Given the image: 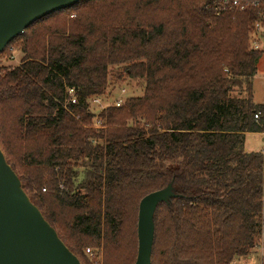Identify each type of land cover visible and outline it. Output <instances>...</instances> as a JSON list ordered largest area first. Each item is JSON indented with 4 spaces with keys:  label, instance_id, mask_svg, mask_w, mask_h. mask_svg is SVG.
Masks as SVG:
<instances>
[{
    "label": "trees",
    "instance_id": "16d2710c",
    "mask_svg": "<svg viewBox=\"0 0 264 264\" xmlns=\"http://www.w3.org/2000/svg\"><path fill=\"white\" fill-rule=\"evenodd\" d=\"M247 2L219 13L218 0H80L0 54V146L83 264H135L140 201L170 183L152 264H235L264 243V151L245 147L264 131V53L251 45L264 0ZM14 50L20 63L2 64ZM114 68L142 94L96 127Z\"/></svg>",
    "mask_w": 264,
    "mask_h": 264
},
{
    "label": "water",
    "instance_id": "95a60500",
    "mask_svg": "<svg viewBox=\"0 0 264 264\" xmlns=\"http://www.w3.org/2000/svg\"><path fill=\"white\" fill-rule=\"evenodd\" d=\"M80 0H0V54L35 21ZM173 184L144 196L135 264H152L155 212L177 197ZM0 264H83L25 191L0 146Z\"/></svg>",
    "mask_w": 264,
    "mask_h": 264
},
{
    "label": "rangeland",
    "instance_id": "374dc122",
    "mask_svg": "<svg viewBox=\"0 0 264 264\" xmlns=\"http://www.w3.org/2000/svg\"><path fill=\"white\" fill-rule=\"evenodd\" d=\"M8 46V45H7ZM13 47V46H12ZM6 49V48H5ZM4 51V50H3ZM1 60L4 65H17L20 63L22 58V53L19 51H13V54L10 58H7L6 55ZM118 68H114L113 75L110 81V87L105 94V97L102 99L109 100L108 102H113L120 97H126L128 95H139L142 94V88L135 80L125 77L123 80H119L116 75H118ZM253 91H254V103L256 105L264 106V56L261 58L258 66V73L255 76L253 82ZM97 107V106H96ZM96 126V124H95ZM97 127V126H96ZM263 135L258 132H250L246 135V144L245 147L249 152L260 151L263 149ZM263 241L261 240L260 245L247 257H243L238 260L235 264H264V248ZM90 250V253L88 252ZM93 250L88 248L85 250V254L90 258L95 256ZM138 254V253H137ZM137 259V258H136ZM81 260V259H80Z\"/></svg>",
    "mask_w": 264,
    "mask_h": 264
},
{
    "label": "built area",
    "instance_id": "2783aa9c",
    "mask_svg": "<svg viewBox=\"0 0 264 264\" xmlns=\"http://www.w3.org/2000/svg\"><path fill=\"white\" fill-rule=\"evenodd\" d=\"M248 5L247 0H218V3L216 4V10L220 13L221 11L224 10H229V9H236L243 11L246 9ZM251 45L254 50L261 51L264 53V21L256 23L254 27V31L252 34L251 38ZM69 94L74 95V89H69ZM125 100V97H120L119 99L115 100L114 102H108L104 101L101 97L95 98L93 100V103L98 106V111H97V117L95 124L97 127L101 125V121L99 120V113L102 111L104 108L108 107L111 104H115L116 106H121ZM72 102L75 103L76 99L73 98ZM260 117V112L255 115V118ZM263 135V142H264V131L261 133ZM264 151V145L263 149ZM264 248V243L263 246ZM90 252V250H88Z\"/></svg>",
    "mask_w": 264,
    "mask_h": 264
}]
</instances>
